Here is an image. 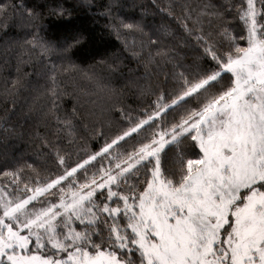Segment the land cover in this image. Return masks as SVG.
Listing matches in <instances>:
<instances>
[{
	"label": "snow or ice",
	"instance_id": "snow-or-ice-1",
	"mask_svg": "<svg viewBox=\"0 0 264 264\" xmlns=\"http://www.w3.org/2000/svg\"><path fill=\"white\" fill-rule=\"evenodd\" d=\"M79 11H96L123 49L167 53L171 87L154 89L134 122L125 113L124 131L97 133L91 152L69 160L48 142L44 153L55 168L0 171V264H264V0H60L48 10L64 20L59 43L46 38L44 15L26 0H0V87L9 97L0 120L16 111L22 65L53 84L59 74L89 75L71 56L88 39L71 19ZM154 11L165 20L148 30ZM192 48L199 51H184ZM205 57L216 65L207 73ZM233 98L241 118L248 116V134L239 139L229 127L232 107L209 114L217 99ZM63 123L70 135L76 131ZM185 136L199 154H182L165 175L161 154L169 144L181 147ZM192 161L202 162L201 171L189 178ZM90 168L100 175L82 180ZM65 191L73 200L48 195Z\"/></svg>",
	"mask_w": 264,
	"mask_h": 264
},
{
	"label": "trees",
	"instance_id": "trees-1",
	"mask_svg": "<svg viewBox=\"0 0 264 264\" xmlns=\"http://www.w3.org/2000/svg\"><path fill=\"white\" fill-rule=\"evenodd\" d=\"M130 3L131 0H128ZM141 3L145 0H140ZM175 3H184L185 0H174ZM188 3H196L198 0H187ZM60 0H26V4L34 7L45 17L46 38L59 43L57 29L64 23L63 19H57L48 15L49 8L55 7ZM169 3V0H163ZM128 12V9H124ZM138 19V16L133 17ZM71 19L82 24L88 39L83 45L73 49L72 59L80 67L89 73L88 76L74 74L64 76L59 74L56 83L42 76L25 74L21 66V86L16 97V111L10 118L0 120V171H14L25 164L40 166L44 163L47 168H55V161L44 153L48 142L58 144L65 153H69L67 159L74 155L92 151L99 147L97 133H103L111 138L115 133L124 131V114L127 113L134 122L144 106L153 98L152 92L158 87H171L166 84L164 75L167 72L168 54L156 56L150 54L147 48L133 53L131 49H123V40L117 41L110 36L104 27V19L97 15L96 11L74 13ZM165 18L162 13L154 11L146 17L148 30L159 26ZM15 34L21 33V29L15 27ZM71 39V38H69ZM133 43V38H129ZM138 47L140 41L135 40ZM171 49V45H169ZM199 51L198 48L185 49L184 51ZM244 55L247 50H242ZM163 53V49H162ZM15 53L14 57H19ZM2 57V54H0ZM216 65L209 58L202 61V69L205 73L214 69ZM33 69L28 68V73ZM229 74L225 73L227 79ZM2 84V74H0ZM55 88L58 96H54ZM217 84L213 91H218ZM9 99L0 87V116H3L5 102ZM180 111V106L171 109L168 113L170 119H175ZM71 121L75 132L70 135L69 128L63 122ZM4 129H8L5 132ZM144 139L140 137V142ZM71 140V143L68 141ZM181 147L175 144L168 146L161 154V169L165 175L169 174L174 165L179 162V157L185 154L189 158H195L199 154L198 145L187 136L182 138ZM132 143V142H130ZM133 149L126 146L123 150L130 154ZM199 163V164H196ZM88 164V161H85ZM191 164H195L191 168ZM201 162L192 161L189 165V178L196 173ZM81 167H84L81 165ZM77 170L73 169V173ZM70 173L69 175H72ZM100 173L90 168L86 177ZM59 183V181L57 182ZM11 190V189H9ZM64 193H49L64 195Z\"/></svg>",
	"mask_w": 264,
	"mask_h": 264
},
{
	"label": "rangeland",
	"instance_id": "rangeland-1",
	"mask_svg": "<svg viewBox=\"0 0 264 264\" xmlns=\"http://www.w3.org/2000/svg\"><path fill=\"white\" fill-rule=\"evenodd\" d=\"M256 51L257 52H260L262 50L261 49H256ZM249 54L250 53L247 50L245 52V55L244 56H248ZM234 105H236V100L234 98H233L232 104H228L227 102H225L223 105H221L220 104V100L217 99L214 104H211L210 105L211 111H210L209 114L210 115H215L217 112H219V114L221 116H223L224 113L227 112L228 108L229 107H232L233 108V112L235 114H233V116H232L233 123L229 127L231 128L232 134L236 135V139H239V138H241V137H243V136H245V135L248 134V127H249V124H248V116H247V114H244L243 118H241L240 114L236 111V108L234 107ZM257 110H259V109L257 108ZM236 124H239L240 125L239 129L236 128ZM220 135L223 136L224 133H220ZM170 145L171 144H169L168 146H170ZM196 164H199V163H196ZM201 164H202V162H201ZM194 165L195 164H191V168L194 167ZM200 171H201V166L197 169L196 173L193 174L192 176L198 175L200 173ZM88 186H90V183L85 185V187H88ZM50 187H52V185H50ZM65 197L67 199H69V200H73V194L70 193V192H68V191L66 192V196ZM74 203L77 206H79V204L83 203V200L82 199H76V200H74ZM48 219L51 220V213H49V218Z\"/></svg>",
	"mask_w": 264,
	"mask_h": 264
}]
</instances>
